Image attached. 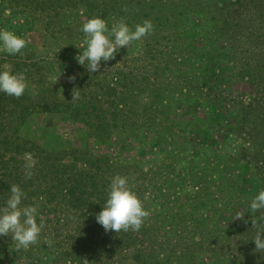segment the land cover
Returning a JSON list of instances; mask_svg holds the SVG:
<instances>
[{
    "label": "rangeland",
    "instance_id": "374dc122",
    "mask_svg": "<svg viewBox=\"0 0 264 264\" xmlns=\"http://www.w3.org/2000/svg\"><path fill=\"white\" fill-rule=\"evenodd\" d=\"M241 4L93 0L54 19L55 27L66 29L60 39L54 27L51 36L45 34L41 18L0 14V29L26 37L34 54L52 61L53 84L85 67L75 57L84 50L80 29L87 19L101 16L109 26L124 19L133 29L152 22L149 35L100 68L110 76L121 72L132 85L124 98L139 125L118 127L102 142L88 140L93 153L123 165L117 175L129 178L149 212L141 226L151 251L146 264H264V252L252 241V221L261 213L248 208L264 188V43L248 48L243 39L236 43L237 28L251 14ZM57 127L63 138L77 137L73 125ZM127 256L99 263L133 264Z\"/></svg>",
    "mask_w": 264,
    "mask_h": 264
},
{
    "label": "trees",
    "instance_id": "16d2710c",
    "mask_svg": "<svg viewBox=\"0 0 264 264\" xmlns=\"http://www.w3.org/2000/svg\"><path fill=\"white\" fill-rule=\"evenodd\" d=\"M92 1L0 0V14L9 11L10 15L41 18L45 34L54 27L60 39L66 29L55 27L54 19L78 11L80 6L86 8ZM243 3L241 7L251 14L247 25L237 28L235 37L236 43L243 39L248 48L255 41L264 43V0ZM225 6L231 10L237 7ZM224 27L222 23L218 30ZM5 67L24 73L29 87L20 98L0 93V205L10 186L17 184L26 193L24 203L38 207L45 227L38 242L28 249L17 251L11 237H0V264H16L20 259L23 264H100L104 257L127 255L133 264H146L151 251L143 227L139 231L106 232L95 219L111 179L124 167L88 147L91 138L102 142L118 127L128 130L139 125L124 98L132 85L125 83L121 72L110 76L100 69L91 73L86 67L77 69L74 81L53 84L48 80L52 61L37 56L29 46L22 55L0 54V68ZM120 87L124 91H119ZM60 123L73 125L77 137L63 138L57 127ZM25 154L34 160L30 179L26 178Z\"/></svg>",
    "mask_w": 264,
    "mask_h": 264
},
{
    "label": "clouds",
    "instance_id": "9594fccd",
    "mask_svg": "<svg viewBox=\"0 0 264 264\" xmlns=\"http://www.w3.org/2000/svg\"><path fill=\"white\" fill-rule=\"evenodd\" d=\"M154 30L150 20L135 25L134 29L124 19H119L109 26L107 18L94 16L87 19L80 31L84 34L82 43L84 50L75 57L77 62L85 66L91 73L101 68V62L115 58L122 48L133 42L140 41ZM29 41L10 29H0V52L10 56L23 54ZM75 80V76L69 78ZM56 81H54V84ZM29 83L24 73L12 72L7 67L0 68V93L20 98L28 89ZM26 178L32 176L31 169L35 166L31 154H25ZM9 195L0 205V237L9 236L15 242L16 250L28 249L35 245L45 227L39 218L38 207L26 205V193L17 185L10 186ZM250 213H261L253 219L256 235L252 239L255 250L264 252V188L250 198ZM149 215L143 200L129 184V178L114 176L107 190V198L102 210L96 214V221L105 231H139L145 218ZM239 217V216H238Z\"/></svg>",
    "mask_w": 264,
    "mask_h": 264
}]
</instances>
